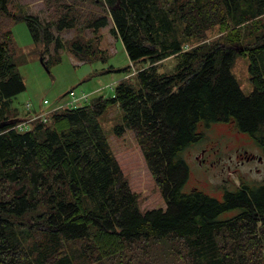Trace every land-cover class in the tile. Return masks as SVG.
<instances>
[{"label":"trees","instance_id":"16d2710c","mask_svg":"<svg viewBox=\"0 0 264 264\" xmlns=\"http://www.w3.org/2000/svg\"><path fill=\"white\" fill-rule=\"evenodd\" d=\"M58 1L60 19L44 21L0 0V264H264V181L223 186L221 198L184 191L182 157L202 139L199 125L213 122L247 134L264 154V0H89L84 19L76 0ZM108 18L131 64L144 63L134 80H119L111 97L56 109L48 123L13 128L12 101L25 84L7 22L26 23L48 69L63 47L80 61H105L97 32ZM54 25L81 33L64 39ZM214 25L226 34L206 41ZM237 54L249 60V93L231 72ZM169 57L173 67L160 71ZM113 103L123 111L115 130L134 133L165 208H138L98 121Z\"/></svg>","mask_w":264,"mask_h":264},{"label":"rangeland","instance_id":"374dc122","mask_svg":"<svg viewBox=\"0 0 264 264\" xmlns=\"http://www.w3.org/2000/svg\"><path fill=\"white\" fill-rule=\"evenodd\" d=\"M76 2L82 5L80 12L83 19L86 12H90L88 10L94 9L89 0ZM20 7L23 11L39 15L44 21L55 18L59 20L61 10L58 8L62 9L58 0H10L12 10L18 12ZM6 26L12 32L17 68L25 84L24 90L13 98L12 107L17 109L16 117L25 121L29 127L44 123L41 115L47 117L48 123L51 113L57 107H61L58 108L61 110L62 107L87 104L97 96L111 97L119 80L128 78L133 81L136 70L144 65L131 64L121 40L111 33L112 21L109 18L107 24L97 32L99 48L105 50V61H80L67 47H63L59 49L60 60L49 63L48 69L42 64V52L32 41L26 23L23 20L9 21ZM53 31L64 39L81 33L79 26L57 30L54 25ZM83 34L92 36L90 29L83 30ZM225 34L221 26L214 25L205 32L206 41L223 38ZM195 42L190 45H195ZM53 53L52 43L49 52L44 55L45 59ZM174 62L173 57L163 60L159 66L160 71H169ZM248 63L247 56L237 54L231 67V72L244 93H249L252 87ZM128 65L130 68L123 71ZM110 66L113 70L105 71ZM70 91L75 95L71 96ZM81 96H86V99ZM75 97L77 99L74 100ZM71 100L72 103L69 102ZM27 102L37 109L35 114L26 113ZM122 114L118 103L109 104L98 116V121L130 189L137 195L139 210L144 212L152 208H165L161 191L147 167L134 133L128 128L120 132L115 130V126L122 123ZM202 125H199L203 132L202 139L182 151L189 169L184 191L196 187L213 197L221 198L223 186L233 188L240 181H264V154L250 136L222 122ZM151 254L155 257V262H163L154 251Z\"/></svg>","mask_w":264,"mask_h":264},{"label":"built area","instance_id":"2783aa9c","mask_svg":"<svg viewBox=\"0 0 264 264\" xmlns=\"http://www.w3.org/2000/svg\"><path fill=\"white\" fill-rule=\"evenodd\" d=\"M69 94H70L71 96H74V95H75L73 91H70ZM81 97L84 98V99H86V96H81ZM75 99H77V98L75 97L74 100H75ZM72 101H73V100H71V101H69V102L72 103ZM71 106H75V105H71ZM58 108H60V107L55 108V110L58 109ZM25 109L28 110V113H27V114L33 115V114L36 113L34 110H32V105H31L29 102L25 103ZM40 111H43V110H40ZM45 113H47V111H45ZM40 115H41V114H40ZM41 116L43 117L44 122H46V121H47V117L44 116V115H41ZM13 128H15V129H17V130H19V131H25V130H29V129H31L32 126L29 127V125H27V124L25 123V121H22L21 119H19V120L14 124Z\"/></svg>","mask_w":264,"mask_h":264},{"label":"crops","instance_id":"0c3cea01","mask_svg":"<svg viewBox=\"0 0 264 264\" xmlns=\"http://www.w3.org/2000/svg\"><path fill=\"white\" fill-rule=\"evenodd\" d=\"M32 110H36L37 111V109H35L33 106H32ZM27 113V112H26Z\"/></svg>","mask_w":264,"mask_h":264}]
</instances>
